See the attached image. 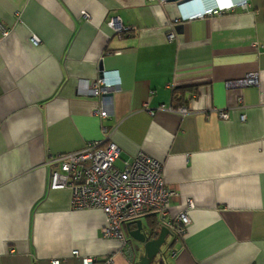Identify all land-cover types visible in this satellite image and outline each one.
Here are the masks:
<instances>
[{
    "label": "crops",
    "instance_id": "0c3cea01",
    "mask_svg": "<svg viewBox=\"0 0 264 264\" xmlns=\"http://www.w3.org/2000/svg\"><path fill=\"white\" fill-rule=\"evenodd\" d=\"M237 1L0 0V264H135L99 207L49 183L51 154L102 137L103 123L118 165L138 151L161 161L171 213L192 202L184 237L167 233L170 264H264V0ZM205 6L222 11L187 16ZM113 13L134 28L116 33ZM100 60L117 83L105 117L89 87Z\"/></svg>",
    "mask_w": 264,
    "mask_h": 264
},
{
    "label": "built area",
    "instance_id": "2783aa9c",
    "mask_svg": "<svg viewBox=\"0 0 264 264\" xmlns=\"http://www.w3.org/2000/svg\"><path fill=\"white\" fill-rule=\"evenodd\" d=\"M238 0L237 2H245ZM222 7L205 6L202 9L188 13V17L202 16L203 12H218ZM205 13V14H206ZM204 14V15H205ZM106 22L119 35L128 33L134 25L126 24L117 13L108 15ZM174 22L167 23L166 36L172 39L176 35ZM3 34L9 30L3 28ZM31 40L37 42L39 37L32 33ZM115 79L108 78L105 74L95 76L90 80V92L99 97L92 111L105 117L111 112V105L105 98L117 86ZM256 73H247L241 77L229 79L228 85H245L256 82ZM242 95L239 99L242 100ZM242 106H245L241 102ZM154 112V108H148ZM220 117L229 118V112L224 107L211 108ZM179 113H185L187 107H176ZM242 119L246 118L245 110L240 113ZM102 137L86 140L81 147L57 151L48 159L49 183L52 187L67 186L70 189V201L76 207H99L105 215L103 230L106 234L114 235L120 241V246H128L132 250V241L125 236L123 224L128 219H133L147 212H156L161 223L165 224L175 239L184 237L186 227L190 222V199L175 212L169 211L171 196L176 192L174 187L166 186L162 174V163L144 151H138L130 158L124 159L121 165L116 163L120 154L119 145L110 138L107 124L103 123ZM72 252H78L76 248ZM174 253V250H171ZM59 261V257L52 259ZM84 264H112L109 255L101 259L91 256L84 258Z\"/></svg>",
    "mask_w": 264,
    "mask_h": 264
},
{
    "label": "water",
    "instance_id": "95a60500",
    "mask_svg": "<svg viewBox=\"0 0 264 264\" xmlns=\"http://www.w3.org/2000/svg\"><path fill=\"white\" fill-rule=\"evenodd\" d=\"M180 1L184 2L186 0ZM98 66L100 73H102L103 64L101 60L99 61ZM130 222H134L135 227L130 228ZM126 228L131 237L135 238L137 242H142V247H139L141 254L137 259L139 264H152L153 258L155 257L158 259V264H164V258L167 261V250L162 248V243L166 239L167 233L171 231L165 224H161L160 229L156 235L151 234L150 227L142 221L141 217H136L127 221ZM132 244L134 246V242H132ZM133 254L136 255L135 247L133 249ZM166 264L170 263L167 262Z\"/></svg>",
    "mask_w": 264,
    "mask_h": 264
},
{
    "label": "trees",
    "instance_id": "16d2710c",
    "mask_svg": "<svg viewBox=\"0 0 264 264\" xmlns=\"http://www.w3.org/2000/svg\"><path fill=\"white\" fill-rule=\"evenodd\" d=\"M179 87H174L173 88V99H176L178 98L180 95H178L179 93H177L179 90H181L180 88L178 89ZM145 217H146V220L143 221V218H142V221L150 227L151 229V234L152 235H156L160 229V226H161V221L157 215L156 212H147V213H144L143 214ZM130 239V238H129ZM131 240V239H130ZM132 241V240H131ZM173 242H170L169 245H171Z\"/></svg>",
    "mask_w": 264,
    "mask_h": 264
},
{
    "label": "rangeland",
    "instance_id": "374dc122",
    "mask_svg": "<svg viewBox=\"0 0 264 264\" xmlns=\"http://www.w3.org/2000/svg\"><path fill=\"white\" fill-rule=\"evenodd\" d=\"M181 105H184V104H181ZM184 106H186V105H184ZM142 216V215H141ZM140 216V217H141ZM143 218V221H145L146 220V217L145 216H143L142 217ZM130 228H132L134 225H135V223L134 222H130ZM172 240V241H171ZM175 242V240L174 239H172V237L171 236H166V239L163 241V243H162V248H164L165 250H167V261H166V259L164 258L163 260H164V264H166L167 262H169V261H171L172 260V258L171 257H169V255H170V253H171V250H172V248H173V246H171V245H169V243L170 242ZM133 242H134V244L135 243H138L137 242V240L135 239V238H133ZM135 252H136V255H135V258H136V262H135V264H139L138 263V261H137V259H138V257H139V255L141 254L140 253V250L139 249H135ZM172 254V253H171ZM152 264H158V262L156 261V260H154V262L152 263Z\"/></svg>",
    "mask_w": 264,
    "mask_h": 264
},
{
    "label": "flooded vegetation",
    "instance_id": "af4514ba",
    "mask_svg": "<svg viewBox=\"0 0 264 264\" xmlns=\"http://www.w3.org/2000/svg\"><path fill=\"white\" fill-rule=\"evenodd\" d=\"M130 225H131V224H130ZM133 227H135V225H134ZM126 232H127V237L130 238V239L133 241V237L130 236V234H129L128 231H127V228H126ZM134 247H135V249H139V247H142V242L140 243V242L138 241V244H137V243L134 244L133 249H134ZM154 260H156V261L158 262V259H157L156 257L153 258V261H152V262H154ZM162 262H163V261H162ZM163 263H164V262H163Z\"/></svg>",
    "mask_w": 264,
    "mask_h": 264
},
{
    "label": "bare ground",
    "instance_id": "6f19581e",
    "mask_svg": "<svg viewBox=\"0 0 264 264\" xmlns=\"http://www.w3.org/2000/svg\"><path fill=\"white\" fill-rule=\"evenodd\" d=\"M241 3H243V2H241ZM222 10H219L217 13H219V12H221ZM206 12H203V15L205 14ZM210 14H213V12H211V10L210 11H208L205 15H210ZM108 94H110V93H108ZM165 181V180H164Z\"/></svg>",
    "mask_w": 264,
    "mask_h": 264
}]
</instances>
